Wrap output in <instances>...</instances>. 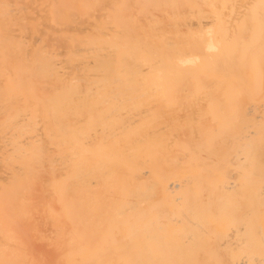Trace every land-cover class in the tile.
<instances>
[{"label": "bare ground", "instance_id": "obj_1", "mask_svg": "<svg viewBox=\"0 0 264 264\" xmlns=\"http://www.w3.org/2000/svg\"><path fill=\"white\" fill-rule=\"evenodd\" d=\"M244 1L249 4H246L248 9L264 8V0H259L260 5L252 0ZM220 3L211 4L215 9L227 5L225 1ZM76 10L84 8L78 6ZM246 11L244 30L252 28V31H244L242 37L244 56L247 50H254L257 45L254 42L264 34V9L263 13L261 9L256 11L261 16L255 15V22L261 18L251 28L246 25L251 26L253 13L249 15ZM14 15L15 12L0 14L5 23L8 21L4 25L15 31L6 39L11 44L14 39L19 42L17 37H20L15 21L10 22ZM42 15L45 28L43 25L27 34L37 38L39 46L44 47L43 54L52 59L46 68L43 64H22L25 71L38 76L50 89L41 91L39 84L35 88L29 77L21 79L12 92L0 85V98L4 96L7 100L10 93H18L23 99L22 107L36 108L34 112L38 108L48 109L36 116L44 138L21 141L19 145L11 140L3 142L7 152L13 154L2 158L0 155V177L9 182V188L0 195V264H45V245L55 256L54 262L46 264H264V135L259 136L261 129L264 130V105L249 108L261 120V128L244 131L245 136H258L249 141L244 139L241 152L245 161L233 159L227 152L220 154L223 147L200 159L195 152L198 142L191 139L190 133H183L181 139L178 134L169 142L157 136L149 139L140 134L134 136L127 127L136 122L144 124V114L153 115L156 108L183 105L182 88L179 91L166 84L168 73H174L172 66L168 70L152 66L148 76L153 85L150 89L143 85L136 91L132 78L127 80L117 75L116 58L101 59L99 54L92 56L86 51L73 53L77 45L82 49L73 33L85 20V12H73L68 18L58 20L61 13ZM102 20L111 30L120 22L109 11L102 13ZM50 22L57 23L52 32L46 31ZM194 26L192 33L201 40L205 55H221V50L229 46L226 36L219 37L209 23L201 25L202 31ZM104 33L107 37L111 34L109 30ZM0 41H5L3 31ZM251 55L249 64L262 53L255 59V54ZM250 56L247 54L244 59L248 61ZM200 57L199 53L178 52L173 59L175 68L182 71L181 76L188 74V69L203 60ZM262 57L264 54L263 60ZM262 60L259 66L264 63ZM228 63V67L232 65ZM1 64L6 61L0 60ZM256 68L258 71L255 68L253 71H257V76L264 75L262 68ZM62 73L71 76L63 78ZM191 75L190 86H196V77ZM221 75L223 72L218 76ZM257 76L256 80L253 78V87L258 89L254 88L256 96L264 90L262 85L259 90L261 78ZM213 79L208 77L205 84L212 86L216 81L219 82L216 85L228 84L226 80ZM81 81L85 84L81 85ZM33 88L35 97L29 93ZM118 88H122L120 93ZM62 93L65 99L57 101ZM8 103L4 102L5 108ZM184 104L193 108L188 101ZM132 108H144L139 118L132 114ZM208 112L212 120L219 121L218 109L211 108ZM67 114H72V119L67 120ZM189 115L187 125L196 119L193 111ZM198 116L204 119L201 114ZM206 127L210 130L212 125ZM68 130L71 135L62 139L63 132ZM12 133L8 127L6 134ZM218 137L219 133L215 132L212 139ZM179 141L183 154L156 155L175 151L172 145ZM254 142L259 146H254ZM135 150L145 156L132 155ZM239 167H244V171L239 172ZM119 173L123 175L122 181L118 179ZM215 176H218L216 182L200 181ZM165 194L171 196L169 202Z\"/></svg>", "mask_w": 264, "mask_h": 264}, {"label": "rangeland", "instance_id": "obj_2", "mask_svg": "<svg viewBox=\"0 0 264 264\" xmlns=\"http://www.w3.org/2000/svg\"><path fill=\"white\" fill-rule=\"evenodd\" d=\"M142 1L144 0H0V14L5 12H15L14 18L10 20V22L15 21V27L20 36H16L19 42L15 39H11L14 42L12 41V44L9 43V41L6 40L7 36L9 33L15 31L5 26L4 24L8 23V21L5 23L4 18L0 16V31L4 32L5 40L0 41V60L6 61V64L0 65V85H2L4 89L7 87V89L12 92L16 89L17 85L23 81L21 79L29 77L27 79H29L33 86L35 85V88L36 85L39 84L42 86L39 90L48 91L50 89L48 84L41 82L38 76L31 75L23 68L22 63L25 62L30 65L43 64V67L46 68L49 66L50 59H52V57L48 58L43 54L44 47L39 46V40L28 35L27 32H32V30L37 27H43L44 24L42 19H44V17L42 14L45 12L49 15H51V12L53 14L61 13V16H59L57 20L60 17L68 18V14L73 12H85V20L78 25L77 30L73 33L76 36L77 42L79 41L82 45V49H79V46L77 45V49H74L73 53L86 51L92 56H97L99 54L101 59L105 58L111 60V58H116L118 61L116 66L118 72L117 75L125 77L127 80L132 78L133 86L136 87V91L139 88H142L143 85H147L145 87L149 89L153 85H150V83H153L154 81L148 76L152 66H159L166 70L172 66L174 73H168L170 76L167 78L169 81L166 84H172L179 89V91L182 88L180 99L183 105L180 106V108H156L157 112H154L153 115L144 114L142 116L145 121L144 124L141 122L130 124L127 127L128 132L131 131L134 136L137 134L143 135L145 139L157 136L165 142H169L171 139L175 140L178 134V137L181 139L183 133H190L191 139H195L198 142L195 152L200 159L213 153L214 150L223 147L224 149L220 154L227 152L229 157L245 161L244 152H241V150L244 149V139L249 141L252 137L255 138L258 136H254V134L245 136L244 131H247L248 128H261V120L252 114L249 108H263L264 105V90H262L264 89V78L262 79L264 75H256L258 71V68H256L257 66L263 69L261 70L262 74H264V63L262 62V67L259 66L261 63L260 60H262L261 56L264 54V51H262L264 48L261 50L259 49L264 43V41L263 43L260 41L262 40V37H264V34H262V37L261 35H258L260 33L259 30L261 31L262 29L255 26L259 29V33L256 35L261 38L258 40L256 39L258 36L254 38V41L257 40V42L254 43H257L258 45V42H261L262 45L259 44L260 47L258 46L259 48H256L257 45L254 44L256 46L254 47V50L250 49L251 51L247 50L248 52H246L248 56H250L251 53L253 55L255 54L254 59L262 53L261 56L257 57L260 60H254L255 64L253 63V60L251 61L252 65L249 64V61L253 59L252 55L250 56L251 58L249 57L247 59L248 61L245 60L247 54L244 56V43L241 41L243 40L242 37L244 36V31L247 32V28L253 27L255 23L256 25L258 24L257 22H259L261 17L255 22L256 20L254 19V16L257 15L258 17L260 14H257L258 12L256 11L259 10L260 12L261 9L263 13L264 8H256V6H258L256 4L255 8L258 10L255 11L254 8L248 9L246 4H249L244 0H147L143 4ZM212 1L216 2L218 5L221 4L220 2L225 1L227 2V5L215 9L211 4ZM252 1H255V3L259 2L258 4L260 5L261 0ZM14 5L17 10H14ZM78 6L83 7L84 10H76ZM250 6L252 5L250 4ZM105 11H109L114 18L120 20L117 26L112 30L106 27L104 24L105 20H102V13ZM244 11L249 13V15L250 12L253 13V22L251 23V26L245 24L248 26L246 28L247 30H244ZM259 16H261V14ZM262 21L263 20H261L260 23H262ZM207 23L214 28V31L219 37L226 36V39L230 41L229 46L221 50V55L213 57L207 55L208 53L205 55V52L202 51L203 45L201 40L195 39L196 37L192 33L194 25L195 28H199L202 31L203 26L201 25ZM56 26L57 23L50 22L46 25V31L52 32V29L57 28ZM68 26L72 27V25L69 24ZM5 27L8 28L7 31L3 30ZM254 28L253 32L255 31V33H257ZM184 29H187V31H184ZM104 30L110 31L111 34L109 37L104 33ZM189 31L191 32L186 38H184L183 36ZM248 31L251 32L252 28ZM24 32H26L25 36H21ZM54 32H56V29ZM261 32H263V30ZM248 36H251V34ZM105 37H107L106 42L104 40ZM251 40H253V38H251ZM55 41L60 42L61 40ZM14 43L16 44L15 49L12 48L14 47ZM61 44L65 43L62 42ZM178 52L199 53L201 56L200 58L205 60L204 64H200L203 61L200 59V62L196 67L188 69V74L181 76L180 74H182V71H178L179 69L175 68L176 63L173 61ZM104 53L105 56H103ZM206 56L208 57L206 58ZM262 58L264 60V57ZM78 59L85 61L83 58ZM229 61L232 65L228 67L227 63ZM84 64L85 63L83 62L82 65ZM245 65H247L248 68ZM254 68L257 70L256 73L253 71ZM252 71L255 76L261 78L259 79V83L261 84L258 88L262 91L257 96L254 94L257 87H253V78H255V80L257 78L253 75ZM220 72H223V75L218 76ZM259 73H261L260 70ZM80 74L81 71L77 74V77H79ZM191 74H194L196 77V86H190V78H192ZM70 76V73H62L63 78H69ZM208 77H214L216 80L219 79V81L226 80L228 81V84L216 85L217 81L213 79L216 81L215 85L209 86L208 83L205 84ZM79 83L81 85L85 84L84 81ZM261 85L262 89H260ZM121 90L122 88H118V93H120ZM34 91V88L29 91L32 97H35ZM20 96L21 95L18 93H10V98L7 100L4 96H1L0 98L1 158L13 154L12 152H7V146L5 147L3 143L5 140H11L15 142V145H19L21 141L27 142L44 138L43 131L41 130L42 126L37 122L39 121V118L36 116L39 117V114H42L44 109H48L38 108L39 110L34 112V109L36 108H30V106L24 108L20 104V102H23V99ZM65 97L66 95L62 93L58 96L57 101H62ZM159 100L160 97L158 96V103H160ZM6 101L9 103L6 104L7 107L5 108L4 102ZM187 101L193 108H188V104L186 107L184 102L187 103ZM261 103L263 104L261 105ZM134 106H136V102ZM211 108L218 109L219 121L212 120V114L208 112ZM147 109L149 110V108ZM52 110H54V108H51V111ZM63 110H65V112L69 111L67 109ZM141 110L143 111L144 108H132V114H135V117L139 118ZM190 111H193L196 114V119L191 125H187L185 124V121L189 119ZM260 113L261 112L259 111V114ZM198 114H201L204 119H201ZM66 117L67 120H70L72 119V114H67ZM244 117L246 118V125H244ZM119 122L122 123L121 119ZM50 123L53 127L52 119ZM207 125H212V128L210 130L207 129ZM8 127L13 132L11 136L6 134ZM69 132L70 130L64 131L62 139L71 135L68 134ZM215 132L219 133V137L212 139ZM260 134L264 135V130L261 129L259 136ZM211 144L214 146H211ZM253 145L259 146V144L255 142ZM172 146L175 147V151L169 150L157 152L156 155L165 157L166 155L172 156L183 154L180 147V141ZM151 149L152 148L150 147L149 150ZM155 151L156 150H154V152ZM52 154L53 153L51 152L48 155ZM143 154H140L135 150L132 155L145 156ZM150 155H154V153ZM0 161L2 160L0 159ZM238 170L239 172H243L244 167H239ZM211 177L208 179H201L200 181H204L205 183L217 181L218 176H215L216 178ZM118 179L120 181L123 180V175L121 173H119ZM0 181L1 195V192H4L9 188V182L7 181V178L2 175ZM165 198L166 201L169 202L171 196L165 194ZM66 259L71 261L69 260V256H67ZM43 260L45 264L46 262L48 263V261H55V256L50 252L46 245Z\"/></svg>", "mask_w": 264, "mask_h": 264}]
</instances>
